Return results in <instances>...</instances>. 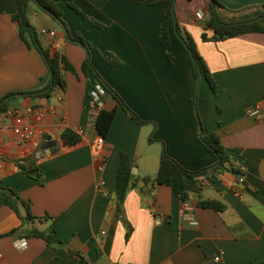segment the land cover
<instances>
[{"label":"crops","instance_id":"obj_1","mask_svg":"<svg viewBox=\"0 0 264 264\" xmlns=\"http://www.w3.org/2000/svg\"><path fill=\"white\" fill-rule=\"evenodd\" d=\"M86 1L111 20L106 29L63 0L57 5L71 35H82L91 43L90 50L70 42L68 30L36 2H25L26 18L42 46L55 52L53 45L58 43V51L75 72L66 73L65 89L57 86L49 96H14L7 100L8 111L0 113V188L14 189L33 215L48 217L23 222L0 191V235H4L0 264H252L264 260V34L204 41V32L214 35L212 28L204 29L211 19L210 0H201V7L195 0L188 7L185 0H176L177 21L195 40L219 86L216 98L206 78L196 77L188 50L174 35L175 61L170 64L160 43L166 5ZM219 1L227 17L232 15L229 11L264 4V0ZM18 12L17 0H0V101L12 93L42 91L50 84L42 54L20 36V25L13 20ZM41 29L54 31L55 37L41 35ZM108 53L122 64L111 66L105 60ZM86 61L144 121H134L103 86L102 109L117 111L100 155L93 146L101 135L89 114L96 75L84 73ZM195 95L204 128L217 133L238 160L244 184L231 172L219 174L214 184L204 177L188 180V202L196 224L185 217L176 185L150 184L142 192L140 181L128 192L120 211L117 174L123 153L131 158L138 179L158 173L164 150L189 171L217 163L200 138L191 109ZM250 108H259V116H249ZM41 109L44 114L38 112ZM65 129L75 131L81 141L65 147L61 140ZM17 161L37 167L42 177L25 174ZM206 199L220 201L226 209L201 207ZM48 228L56 231L62 246H48L29 234ZM23 240L26 244L21 247Z\"/></svg>","mask_w":264,"mask_h":264},{"label":"trees","instance_id":"obj_2","mask_svg":"<svg viewBox=\"0 0 264 264\" xmlns=\"http://www.w3.org/2000/svg\"><path fill=\"white\" fill-rule=\"evenodd\" d=\"M38 4V6L52 16L55 20L60 22L66 30L67 27L63 21V13L59 9L57 3L61 0H33ZM66 2L71 8L76 10L79 14H81L85 19L90 20L100 29H106L111 20L104 15L101 11L96 9L93 5H91L86 0H63ZM139 5H166V14L165 19L162 24L161 34H160V43L163 46L167 58L170 64H174L175 56L173 52L172 45V36H176V38L180 41V43L188 50L191 59L194 64V70L196 73V77L201 73L204 76L212 89L214 96L217 98L219 95V86L215 82L212 74L210 73L204 59L200 55L197 45L193 37L187 32L183 30L176 18V10H175V2L176 0H131ZM25 2L26 0H17L19 6V12L17 15L13 17L14 21H17L20 25V36L22 40L26 43L28 47H34L37 49L43 56L50 75V84L48 87L42 91L35 92H18L12 93L2 99L0 101V113H5L8 111V99L14 96H24V95H47L57 87L60 86L63 89L66 88V73L67 72H75V68L68 61L66 56L60 51L51 52L49 49H45L35 31L34 27L30 24L29 20L25 15ZM222 9H226L224 5L219 0H211V19L206 22L205 30L208 28H212L214 30V35L208 37V35L204 32L202 35V39L204 41H221L229 38L238 37L248 33H262L264 34V4L251 7L248 9H244L242 11H229L232 15L225 16L222 12ZM262 18L258 22L247 23L248 21ZM29 34V38L25 35ZM68 40L72 43L79 44L90 50L92 45L89 41H87L82 35L75 33L71 35L68 30ZM105 60L113 67H118L122 63L121 61L115 57L112 53H108L105 56ZM84 73L88 71H93L96 75V84L104 86L108 91H110L115 99L117 100L119 106H121L126 113L134 120L139 123H144L139 116L125 103V101L115 92L113 91L101 78V76L95 71V69L90 65L89 61H86L82 67ZM197 95L194 96L192 100L191 109L195 113L198 119L199 127H200V138L204 145L216 156L217 163L207 169H203L200 171H189L183 168L176 160H174L168 153L164 150L161 158L158 173L154 177H144L143 179H138L133 176V162L128 154L123 153L121 155L120 166L117 174V201L119 204L120 211L121 207L125 201L126 195L132 189L138 186V183L141 181L143 183V187L140 188L143 192L147 186L150 184L157 185H167L172 186L176 185L178 188V193L181 200L188 201L189 200V192L187 181L199 177L207 178L208 181L214 184L218 178L219 174L224 172H231L236 177H242L245 175L244 171L241 169L238 160L234 157L232 153H230L227 148L223 145L220 136L215 132H207L203 126L201 117L198 112V104H197ZM116 109L106 110L102 109L95 120L96 128L103 137L106 139L110 128L113 124L114 118L116 116ZM62 143L65 147H72L77 145L81 141L80 135H78L75 131L71 129H65L61 135ZM18 168L23 171L25 174L29 175L33 178H41L42 172L35 166H27L26 163L17 161L16 162ZM31 171H35L31 174ZM0 191L5 196V203L8 205L18 217L24 222L26 220L30 221V223L42 222L44 220H48V217H38L33 215L30 206L25 201H20L17 192L14 189L4 187L0 188ZM200 206L203 208H210L215 210L216 212H223L226 209V205L217 200H201ZM21 207L25 209V215H23ZM131 231V230H130ZM130 231L127 233V239H129L131 233ZM14 234V232L10 233ZM9 234V235H10ZM30 235L37 236L42 238L48 246L57 248L64 244V242L58 237L56 231L54 229L48 228L46 230L33 229L29 231ZM4 237V235H0V238ZM83 261V259H82ZM252 264H264V260L252 263Z\"/></svg>","mask_w":264,"mask_h":264},{"label":"built area","instance_id":"obj_3","mask_svg":"<svg viewBox=\"0 0 264 264\" xmlns=\"http://www.w3.org/2000/svg\"><path fill=\"white\" fill-rule=\"evenodd\" d=\"M199 17L203 18L202 14L199 15ZM40 34L43 36H49V37H55V32L54 31H50L49 29H41L40 30ZM53 48L56 49L58 51L59 49V44L58 43H54ZM103 89V86L98 84L94 87L93 91H92V104L89 108V114L90 117L93 121L96 120V118L98 117L100 111L102 110L103 104H102V99H101V94L100 91ZM59 100H62L61 97H59ZM40 114H44L45 111L43 109H41L40 111H38ZM249 116H254V117H258L260 114V109L259 108H250L247 111ZM79 134H82L84 131L83 129H80ZM104 147V139L103 137H99L97 139V141L94 143L93 149H94V153L96 155H100L102 149ZM239 182L240 184H244L245 179L243 177H239ZM184 215L187 218V220L190 221L191 224H196V221L194 219L193 216V209L190 205V203L188 201H184ZM105 233V232H103ZM25 241L23 240L21 243V247L25 246Z\"/></svg>","mask_w":264,"mask_h":264},{"label":"rangeland","instance_id":"obj_4","mask_svg":"<svg viewBox=\"0 0 264 264\" xmlns=\"http://www.w3.org/2000/svg\"><path fill=\"white\" fill-rule=\"evenodd\" d=\"M192 1L193 0H185V6L188 7ZM195 4L199 7H201L202 1L201 0H195ZM208 10H210V12H211V0H210V5L208 6ZM197 104H198V98H197Z\"/></svg>","mask_w":264,"mask_h":264},{"label":"water","instance_id":"obj_5","mask_svg":"<svg viewBox=\"0 0 264 264\" xmlns=\"http://www.w3.org/2000/svg\"><path fill=\"white\" fill-rule=\"evenodd\" d=\"M262 18H257L251 21H248L247 23H254V22H258L259 20H261ZM199 78H201V73H199ZM50 137H48L49 139ZM35 171H31V174H33Z\"/></svg>","mask_w":264,"mask_h":264}]
</instances>
